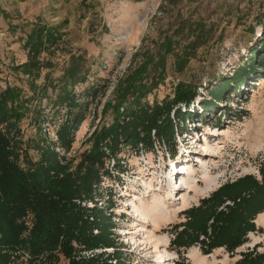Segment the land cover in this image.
<instances>
[{
  "label": "rangeland",
  "instance_id": "obj_1",
  "mask_svg": "<svg viewBox=\"0 0 264 264\" xmlns=\"http://www.w3.org/2000/svg\"><path fill=\"white\" fill-rule=\"evenodd\" d=\"M38 22L61 23L63 34L39 54L42 66L27 74L18 65L28 59L23 43ZM263 41L264 0H0V91L15 87L24 112L17 128L7 133L28 158L37 159L38 146L55 140L66 115L64 95L72 90L88 101L85 119L65 153L75 164L91 148V132L112 122L119 103L134 97L162 101L173 98L180 86L195 89L189 106L193 115L184 121L186 132L176 135L175 154L158 143L152 151L122 149L118 161L124 171L112 169L115 177L104 178L101 187L108 192L102 201L117 223L113 230L131 264H192L193 259L231 264L257 243L258 251L264 249L263 226L249 232L234 253L217 247L203 254L198 244L192 245V259V246L170 243L172 225L184 220L183 209L222 183L248 173L259 178L264 77L258 75L264 68L257 66L241 86L232 82L235 91L226 93L225 101H214L209 108L201 101L212 96V87L240 71L252 48L264 46ZM75 76L85 80L74 82ZM176 166L185 171L177 173ZM171 175L176 176L173 190L166 183ZM184 185H194L198 193ZM167 193L183 195L187 204L174 214L173 204L182 199L165 201Z\"/></svg>",
  "mask_w": 264,
  "mask_h": 264
},
{
  "label": "trees",
  "instance_id": "obj_2",
  "mask_svg": "<svg viewBox=\"0 0 264 264\" xmlns=\"http://www.w3.org/2000/svg\"><path fill=\"white\" fill-rule=\"evenodd\" d=\"M61 26L38 22L30 30L23 43L28 59L18 65L24 73L42 66L38 56L61 40ZM261 50L264 46L252 48L240 71L210 89L212 96L201 101L204 108L225 101V94L235 91L230 89L232 82L241 86L257 66L264 68V51L256 57ZM262 77L260 73L258 78ZM196 94L195 89L180 86L171 99L150 103L134 97L119 103L112 122L91 132V148L73 164L65 153L85 119L88 101L72 90L65 93L66 115L54 132L55 140L38 146L39 157L33 160L7 133L24 116L18 91L10 85L0 91V264H131L113 230L117 223L103 204L108 191L101 183L115 177L112 169L117 174L124 171L118 161L122 149L152 151L158 143L174 155L176 135L186 132L184 121L193 115L189 106ZM258 171L259 178L248 173L226 181L183 209L184 220L172 225L170 243L178 248L198 244L203 254L217 247L234 253L249 232L262 231L255 218L264 211V160ZM257 246L241 252L231 264H264V251Z\"/></svg>",
  "mask_w": 264,
  "mask_h": 264
},
{
  "label": "bare ground",
  "instance_id": "obj_3",
  "mask_svg": "<svg viewBox=\"0 0 264 264\" xmlns=\"http://www.w3.org/2000/svg\"><path fill=\"white\" fill-rule=\"evenodd\" d=\"M176 169H175V171H177V173L179 172V171H185V169H184V167L182 168V169H179L178 170V167L176 166L175 167ZM204 176V175H203ZM173 178H175V181H176V176L174 177V176H170V177H168V179H166V183L169 185L168 187H170L169 189H171V190H173V188H176V186L174 187V183H172V179ZM204 179L206 180V177H204ZM197 182V181H196ZM196 184V183H195ZM189 186H192V188L193 189H195V194L196 193H198V190L196 189V188H194V185H187V186H183V187H189ZM179 187H182V186H179ZM152 189H158V187H155V188H148V190H146V192H145V194H144V196H148V195H150V192L152 191ZM133 191L134 192H136V189L135 188H133ZM166 191H168V190H166ZM168 195L166 196V198H165V201H169V199L170 198H172V199H179V198H181L182 200H180L179 202H176V203H179V205L177 204H173V208H171V210L174 212V214H175V211L177 212L178 210H179V208H182V207H184L186 204H187V201L185 200V198H184V196L183 195H180V196H176L177 195V193H175V194H173V193H167ZM181 204V205H180ZM161 208V207H160ZM166 210V209H165ZM172 212V213H173ZM135 219H137V218H135ZM258 219H260V217L258 218ZM195 249H196V247H194V246H192V247H190L189 248V256L190 257H192V259H193V254H194V251H195ZM206 256H211V254H209V255H206ZM161 261H162V259L160 260L159 259V262L161 263ZM192 264H200V263H198V262H195L194 261V259H193V262H192Z\"/></svg>",
  "mask_w": 264,
  "mask_h": 264
},
{
  "label": "crops",
  "instance_id": "obj_4",
  "mask_svg": "<svg viewBox=\"0 0 264 264\" xmlns=\"http://www.w3.org/2000/svg\"><path fill=\"white\" fill-rule=\"evenodd\" d=\"M259 215H262V217H261V221H258V216ZM256 224H257V226H263L264 227V211H262V212H260V213H258L257 215H256ZM262 236H264V233L262 234ZM258 244V243H257ZM259 251H264V249L263 250H259Z\"/></svg>",
  "mask_w": 264,
  "mask_h": 264
}]
</instances>
